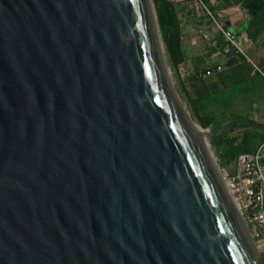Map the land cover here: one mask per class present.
I'll return each mask as SVG.
<instances>
[{
  "label": "water",
  "instance_id": "95a60500",
  "mask_svg": "<svg viewBox=\"0 0 264 264\" xmlns=\"http://www.w3.org/2000/svg\"><path fill=\"white\" fill-rule=\"evenodd\" d=\"M163 49L152 0H0V264H257L206 138L260 123L200 137Z\"/></svg>",
  "mask_w": 264,
  "mask_h": 264
},
{
  "label": "trees",
  "instance_id": "16d2710c",
  "mask_svg": "<svg viewBox=\"0 0 264 264\" xmlns=\"http://www.w3.org/2000/svg\"><path fill=\"white\" fill-rule=\"evenodd\" d=\"M152 1L159 34L165 51L166 64L170 69L174 70L192 116L196 118L202 128L220 127L231 121L229 118L231 116L228 117L226 115L230 97L228 93L229 86L236 87L246 82L249 78L253 80V77H260L264 81V68L260 66V70L252 72L254 69L247 62L244 55L232 48L226 54L224 66L220 70H217L218 64L214 63L209 68L214 72L200 77L196 75L195 71L204 68L200 64H194L193 73L181 76L177 69L179 65H184L186 58L182 45V27L179 13L185 15L188 7L187 3L193 0H181L178 3L170 0ZM208 1L204 0L203 3L205 2L208 5ZM216 1L217 10L228 7L235 1L248 16V20L241 25L240 29L236 30H233L230 23L225 21V26L229 31H233L237 37L244 32L252 43L259 40L260 35L264 32V0ZM227 46L228 43L220 32H216L210 40V51L213 53H223ZM246 56L249 57L247 54ZM185 81L194 87V96L186 90L184 86ZM246 83H248L247 90L254 89V84L249 81ZM247 120L249 122L254 121L252 119ZM263 126L264 124L262 123L251 127H236L218 135L215 139V144L211 146L214 149L220 166L227 165V168H229L234 164L238 154L253 150L260 143L264 142ZM259 264H264V255H261Z\"/></svg>",
  "mask_w": 264,
  "mask_h": 264
},
{
  "label": "rangeland",
  "instance_id": "374dc122",
  "mask_svg": "<svg viewBox=\"0 0 264 264\" xmlns=\"http://www.w3.org/2000/svg\"><path fill=\"white\" fill-rule=\"evenodd\" d=\"M208 3V5L205 3V6L207 10L214 16V18L217 20L220 18L221 23H223V21H228L233 30L240 29L241 25L248 20L246 12L240 7L239 4H236L235 1L231 3L230 6L223 7L220 10H217L216 0H209ZM187 4L188 7L187 11H185V15L179 13V19L181 21L182 27V45L186 58L183 65L184 69H186L190 74L194 72V64H200L204 69L210 68V66L214 63H217L223 67L225 61L224 56L220 53H213L210 51V40L216 33V29L213 23H211L212 21L208 19V17L205 15V11L201 7H197L198 5L194 3V1H191ZM204 33H207L209 38H205L203 36ZM243 34L244 33L238 36L239 39L236 38L237 45L240 49L244 50L247 55H249L258 69H261V67L264 68V32L260 35L259 40L255 43H252L248 39L247 35L244 36ZM163 55H165L164 49ZM166 69L185 110L192 121L199 125L196 118L192 116L187 106L186 99H184L185 97L182 94V89L176 78L174 70L170 69L167 64ZM185 75L186 74L183 76ZM252 79L253 80H250L249 78L247 80L254 84V89L252 90L246 89L248 87V83H246L247 81L237 85L236 87L229 86L228 93L230 97L226 115L228 117L231 116L229 117L231 121H248L247 119H252L254 120L253 122L258 123L264 121V81L260 77H253ZM184 86L192 96L195 95L194 87L192 85L185 81ZM206 145L212 158L215 160L216 165L221 168L209 138H206ZM257 248L259 254L257 264H259L261 255H264V248L259 245Z\"/></svg>",
  "mask_w": 264,
  "mask_h": 264
},
{
  "label": "built area",
  "instance_id": "2783aa9c",
  "mask_svg": "<svg viewBox=\"0 0 264 264\" xmlns=\"http://www.w3.org/2000/svg\"><path fill=\"white\" fill-rule=\"evenodd\" d=\"M170 1L177 3L181 0ZM193 1L198 5L197 7H201L205 11V15L212 21L216 32H220L228 43L222 55L227 54L232 48L243 54V51L236 43L234 33L225 28L224 22L221 23L219 18L218 20L215 19L202 0ZM203 36L209 38L207 33H204ZM245 58L252 65L253 72L260 70L251 59L247 56ZM220 69L221 66L218 65L217 70ZM178 72L181 75L188 73L182 65L178 66ZM211 73L212 69L208 68L204 71H199L196 75L204 77ZM223 178L225 188L237 205L251 237L259 246L264 248V142L253 150L238 154L235 171L232 174L224 172Z\"/></svg>",
  "mask_w": 264,
  "mask_h": 264
},
{
  "label": "clouds",
  "instance_id": "9594fccd",
  "mask_svg": "<svg viewBox=\"0 0 264 264\" xmlns=\"http://www.w3.org/2000/svg\"><path fill=\"white\" fill-rule=\"evenodd\" d=\"M175 3V2H174ZM178 3V2H177ZM219 20H220V18H219ZM221 21V20H220ZM224 22V24H225V21H223ZM212 23V22H211ZM225 28L227 29V27L225 26ZM233 32V31H232ZM234 33V32H233ZM235 35V34H234ZM235 38H238L236 35H235ZM240 41V40H239ZM242 50V49H241ZM243 51V54L246 56V53L244 52V50H242ZM221 55L223 54L222 52H219ZM242 54V55H243ZM224 56V58L226 57V54L225 55H223ZM244 56V57H245ZM249 58V57H248ZM250 59V58H249ZM183 66V65H182ZM221 66V65H220ZM222 68V67H221ZM208 69V68H207ZM178 70V69H177ZM205 69H201V70H198V71H195V73H198L199 71H204ZM214 71L212 70V73H213ZM252 72H253V70H252ZM179 73V72H178ZM180 74V73H179ZM187 74V73H186ZM181 75V74H180ZM181 76H183V75H181ZM234 163H236V159H235V162ZM220 170H221V172H222V175H224V172H227L228 174H232V173H230L229 171H228V169L227 170H224L223 168H220ZM225 185V184H224ZM227 190V189H226ZM229 193V192H228ZM231 196V195H230ZM235 203V202H234ZM237 206V205H236ZM238 208V207H237ZM247 227V226H246ZM249 231V230H248ZM250 233V232H249ZM251 236V235H250ZM252 238V237H251ZM253 239V238H252ZM254 240V239H253ZM254 242H255V244H256V246H258V244H257V242L254 240Z\"/></svg>",
  "mask_w": 264,
  "mask_h": 264
},
{
  "label": "bare ground",
  "instance_id": "6f19581e",
  "mask_svg": "<svg viewBox=\"0 0 264 264\" xmlns=\"http://www.w3.org/2000/svg\"><path fill=\"white\" fill-rule=\"evenodd\" d=\"M192 123H193V128L195 129V131L198 133V135L200 136V137H202V138H204V136L203 135H205V132L204 131H201L200 129V126H198L195 122H193L192 121ZM203 132V133H202ZM225 187V186H224ZM226 189V188H225ZM227 191V190H226ZM228 192V191H227ZM232 198V197H231ZM232 200H233V198H232ZM233 203H234V200H233ZM234 205H235V203H234ZM235 207H236V205H235Z\"/></svg>",
  "mask_w": 264,
  "mask_h": 264
},
{
  "label": "crops",
  "instance_id": "0c3cea01",
  "mask_svg": "<svg viewBox=\"0 0 264 264\" xmlns=\"http://www.w3.org/2000/svg\"><path fill=\"white\" fill-rule=\"evenodd\" d=\"M244 33V32H243ZM242 34V33H241ZM240 34V35H241ZM239 35V36H240ZM244 36H246V34L244 33L243 34ZM239 39V38H238ZM252 118V117H251ZM264 122V121H263ZM263 122H260V124H262ZM228 169V171L230 172V173H232L234 170H235V163L232 165V166H230L229 168H227Z\"/></svg>",
  "mask_w": 264,
  "mask_h": 264
}]
</instances>
